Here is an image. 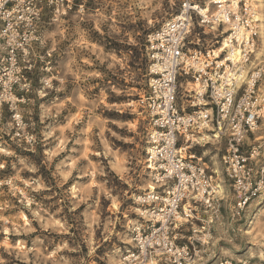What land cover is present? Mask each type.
Here are the masks:
<instances>
[{"label": "clouds", "instance_id": "1", "mask_svg": "<svg viewBox=\"0 0 264 264\" xmlns=\"http://www.w3.org/2000/svg\"><path fill=\"white\" fill-rule=\"evenodd\" d=\"M6 2L7 0H0V9L3 8ZM24 2L25 0H19L20 4ZM29 2L32 3L33 6L26 9V11L29 16L35 17L37 23L40 22L41 9L36 8L35 3H41L42 5L46 4L49 7L55 5V13L48 21V24L52 27V31L45 29L39 36L26 37V40H38L39 46H44L49 39L52 40L54 46L60 44L61 41L67 42L70 45L68 51L71 55V64L74 70L72 71V76H76V73H79V76L73 79L69 76L68 72L64 71L63 64H58L56 68H48L46 70L50 75L42 79L43 87L38 92L39 97L47 96L50 91L60 92L67 89L68 91H66L65 94L71 95V102L65 101L64 104H60L59 101H55L54 103L57 104L58 107L53 112L45 110L41 117V122L49 116L54 117L61 109L66 112V119L70 118L75 120L76 118L72 116L74 111L73 106L87 108L88 110L83 113L86 122L89 125H96L100 128L98 140L96 139L95 133L89 137L92 141L91 146L97 150V154L100 156L107 155L109 158L114 154H121L127 157L128 166L126 168L123 166L121 167L120 178L129 183L128 192L132 191L137 180L143 178V172L137 171L139 167L136 163L138 149H129L127 153H121L120 149H116L115 141L122 140L127 136L129 144H138L141 138V132L137 131L136 125L131 123H125L120 120H100L96 114V108L100 107V101L104 97H110L114 94L125 95L131 93L132 89L139 83L143 74L136 68L129 66L130 62L132 64L136 63V58L131 49L119 53L113 52L111 54L103 52L102 49L108 45L109 41H120L125 45H137L139 43L138 37L142 31L155 27L157 24L164 25L171 20L177 11H180L183 18L187 20V23L183 25L180 38L187 35L192 44L198 45L201 49L210 50L213 47L216 42L215 37L221 35L219 31L213 32V26L218 21L226 19V13L234 17L233 23L244 24L246 27L252 28L257 32L264 31V0H256L255 5H253L252 0H248L247 3H245L244 0H229L227 5H224L223 0H95L98 5L95 11L86 9L84 3H86L87 0H84V3L80 4L75 13L71 11L73 0H35V2L29 0ZM201 3L204 7L200 6ZM213 4L220 5L219 11L211 8ZM194 13L196 14L195 18H193ZM257 20L259 23H257ZM28 23L32 25L33 21L29 19ZM199 26H202L209 33V36L203 40L201 38V33L198 31ZM30 30H35V28ZM94 33H99V35L94 36ZM0 35H3V33H0ZM229 39L231 40L233 38L230 37ZM92 40H95L94 44L88 43V41ZM16 47H20V45H16ZM2 51L3 49L0 48V52ZM216 55H219V53L217 52ZM247 56L248 53L247 50H245V56L241 59V63L236 66L234 71L243 73L244 68L247 67V65L244 64V60L247 59ZM27 58L26 56L25 59ZM39 59L45 60L46 57L41 56ZM175 63L181 65L188 63L192 67H195L196 72L199 74L200 85L198 89H196L193 101L202 106L201 112L196 115L193 122L194 126L191 130V135H187L185 132L187 139H184V137H179V139L184 141L186 149L194 148L196 145H200L201 148L206 144L210 145V147L203 150V156L209 158V162L213 167L221 169L222 164L217 157L221 147L225 146L222 143L225 139L228 141L226 145L228 151L233 154L236 151L235 146L231 143L233 139L236 141L237 145L242 143L251 145L254 142L248 139L247 129L243 128L241 123L237 122L233 130L231 122L238 118L241 120L243 118L239 117V113L235 116L230 115L227 104L221 108V113L224 118L220 119V124L223 126V129H217L214 126L211 105L219 104L220 99L215 92H213L211 98H206L204 96V90L207 87V80H211L213 82V88H215V82L221 79L216 71L219 66L215 63V57L201 56L200 53L197 52L190 57H178ZM209 66H211L210 71L206 73L204 69L209 68ZM179 70L180 69H177V71ZM261 70L264 71V68ZM15 71H19V69H15ZM183 71L188 72L189 68L185 67ZM51 73H55V75H51ZM257 75L258 73L253 72V79L249 81V92L251 91V84ZM57 79L59 80L58 87L53 84V81ZM121 80L126 81V83H120ZM23 87L27 89L28 85L25 84ZM92 89H98L99 91L98 93L93 92ZM262 89H264V85H262ZM177 91L175 86L167 90L166 103L172 101V94ZM234 92L235 83L232 89L228 90L227 98L229 102L233 100L232 93ZM188 95H190V93L183 92L181 98ZM185 103H187V101H185ZM205 104L209 105V107L203 108ZM258 104L260 107L259 112L256 111V106H253L250 110L253 116H258L260 118L261 122L257 124L252 117H249L248 124L255 134L261 137L264 136V103L258 102ZM109 107L113 108L115 111H134L136 105H109ZM15 119L16 122L19 123V116ZM113 124L116 125L115 130L111 127ZM24 127L25 125L20 124L21 129ZM56 127L57 122H51V125H44V130L42 132L43 139L40 138V134H25L29 145L33 146L31 150L35 152V146L40 144L46 147L51 145L53 141L50 140L49 137L52 136ZM10 128L11 126H8V129L0 128V132L10 130ZM120 130L125 131L122 132ZM182 131H184L183 128ZM13 139L15 140V137ZM54 139L55 137H53V140ZM69 140L72 142L71 147L68 148L64 158L56 165V169L52 174L55 184L53 185L52 182L49 181L48 185H45L43 180L33 182L37 191L46 186L50 188L59 187L61 189L59 194L60 197L70 200L71 197L63 190V184L72 176L73 169L76 170L78 175L87 174L85 173L84 165L79 163L81 157L79 155L80 150L77 147V145H82L84 143V138L83 135L77 131L75 123H72L64 140L55 151L49 148L44 160L45 165H47L48 161L59 152L65 151ZM261 144L264 145V139H261ZM109 145H111V148ZM112 149H116L115 153ZM0 151H4L3 148H0ZM4 154L8 156L14 155L12 152H5ZM256 155H259V153L253 151V157ZM201 159H203V157H201ZM20 163L24 164V160H20ZM78 164L79 167H77ZM25 166L30 172H39V168L35 164H32L30 167L27 165ZM4 167L5 164L0 162V169ZM107 167L108 165L105 164L103 160L97 161L94 166L89 163L88 166L89 171H94L96 175L101 177H107V173L105 172V168ZM229 175H231V172ZM167 178L168 177H160V180H165ZM73 179L75 180L76 177H73ZM108 179H110V177ZM108 179H105L102 184L98 185L101 192L104 191V184L108 183ZM0 183H4V181H0ZM261 188H264V182H262ZM30 190L31 186L25 188L23 192H21L19 188L15 189L16 192H20V194L24 196L26 201V204H23L21 210L18 212L16 217L17 220L24 215L23 208L34 203L33 200L28 199L25 195V193ZM113 192L116 193L115 196H113ZM52 195L57 196V192L53 191ZM107 195L108 198L113 201V210H118V205L129 198L133 199L137 205H143L146 202L138 196L129 197L122 189L117 190L116 188H110ZM91 198L92 191L89 185L87 186L84 199L87 201ZM244 199L243 194L233 198L234 215L238 216L239 209L244 207ZM72 203L75 204L74 201ZM97 203V201L92 199V202L89 204V214L93 216L89 224V231H95L96 229L93 228V225H95L96 228L104 229L103 239H111V234L115 233V225L121 223V221L115 217V212H113V215L107 218V223L105 224L100 219L101 209L97 206ZM11 207L12 205L9 204L0 206V220L4 221V224L0 225V231H8V220H6L3 215V209ZM37 208L38 210L36 212H32V219L41 221L40 227L43 229L45 227L43 223L44 209L39 206H37ZM92 209H95L94 213H92ZM28 211L31 212L32 210L29 208ZM133 211H138V209L132 207L125 209V213H131ZM192 212L193 209L189 207L186 213L183 214L177 213L175 209H173L170 214H167L168 218L165 230L169 232V235L177 234L176 229L184 231L185 228H193V220L199 219L201 213L198 212L197 215L193 217ZM52 215H56V213L49 214L47 221L48 228L50 230L68 233L72 225H70L67 220H64V224L61 228L52 229L53 223L59 222H54L51 219ZM181 216H183V219ZM60 218L64 219L63 216ZM185 221H187V223H185ZM25 223L27 227L23 228V231H37L36 228L32 227V221H25ZM205 223L207 225L208 221H205ZM127 225L133 226L135 225V221H127ZM237 234L240 237L244 236L243 232H238ZM116 235L118 239L125 240L128 243L133 242L125 234L117 233ZM189 239L193 242L200 241L201 248L196 252L194 258L188 256L186 249H181L180 251L185 257V264H207V260L214 251L212 245L218 239H227V242L232 244L234 248L238 247V245L234 244L232 239L228 238L222 230H219L217 234L213 236L206 234L202 229L195 228L193 235L189 237ZM45 241H47V243H45ZM102 242L101 240L100 243ZM170 243L169 241L168 244H165L164 247L159 249L160 255L158 258L155 253H153L151 261L148 259L141 260V257L144 255V253H141V257H136L135 260L138 264H182L180 256L169 247ZM5 246L6 250L9 252V256L15 255L18 258L21 256V253H17L14 248L8 245L7 240H5ZM98 246L99 244L91 246L87 256L82 257L78 261V264H89L88 258L94 256L95 249ZM17 247L20 246L18 245ZM49 247L55 248V251L51 256H45L44 251ZM62 248L69 249L68 243L61 240L59 246H57L54 240L48 237L42 239L40 236H37L32 248L22 250V257L28 261V253L31 252L35 259L30 260L29 264H68V262L59 255ZM69 250L79 253V243H75ZM119 251V248L115 249V252L119 253ZM224 254L226 256L231 255L229 251H225ZM173 257H175V259H173ZM99 259L104 260L105 258L100 257ZM128 259L132 260L133 258L128 257ZM260 260L264 261V250L260 253ZM0 264H11V261L5 259L4 256L0 254ZM92 264H95V261H92ZM121 264H123V262H121ZM237 264H247V262L238 261Z\"/></svg>", "mask_w": 264, "mask_h": 264}, {"label": "built area", "instance_id": "2", "mask_svg": "<svg viewBox=\"0 0 264 264\" xmlns=\"http://www.w3.org/2000/svg\"><path fill=\"white\" fill-rule=\"evenodd\" d=\"M32 6L29 0H25L23 4H20L19 0H7L0 9V33H3L0 35V48L3 49L0 52V125L5 119L4 114L7 113L12 138L15 137L17 141L30 147L33 146L29 145L26 135L33 134L26 131L27 124L19 107L28 101L37 64L43 63L45 67L50 66L52 55L50 52L42 55V46H39L38 40H26V37L39 36L49 26L48 21L55 13V5L49 7L46 4L35 3V7L41 9L40 22L37 23L35 17L29 16L26 11ZM74 6L73 3L72 12ZM200 6L204 7L202 3ZM213 6L216 11H219L220 5L213 4ZM195 15L194 13L193 18ZM225 15L226 19L218 21L213 26V32L221 33L215 37V44H219V39L221 42L227 40L228 44L217 56L213 55L215 48L202 51L198 45H193L189 41L187 35L180 38L183 25L187 23L180 11L146 37L149 60L148 82L146 89L138 96L136 104L146 124V168L153 174L156 189L140 197L146 201L141 205L144 215L139 214L141 222L132 228L133 242L125 250L121 260L123 264H138L135 258L141 257V253H144L141 260L151 261L153 253L158 258L159 249L169 241L171 242L169 247L180 256L182 264H185V257L181 249H186L189 257H195L196 252L201 248L200 241L193 242L189 238L187 241H182L180 229H176L175 235H169V232L165 230L167 214H170L173 209L183 214L191 207L193 217L200 209L204 214L210 213L216 220L219 218L223 198L218 194L213 175L208 172V168L200 157L195 155L194 148L186 149L184 141L179 139V137L187 139V135H191L193 122L196 115L201 112L202 106L193 101L196 89L200 85L199 74L195 67L188 63L183 65L175 63L178 57H190L197 52L201 56L215 57V63L219 66L216 71L221 79L215 82V88H213V82L207 80V87L204 90L206 98H211L215 92L220 99L219 104L211 105L214 126L217 129H223L220 124V119L224 118L221 108L227 104L230 115L235 116L239 113V117L243 118L231 122L233 130L237 122L241 123V126L247 129L248 139L254 142L251 145L246 143L237 145L233 139L231 143L236 148L233 154L228 151L227 139L223 141L225 146L220 159L221 173L232 193V218L239 219L244 212L249 211L251 207L254 208L264 196V188H261L264 182V145L259 144L255 132L248 124L249 117H252L257 124L261 122L258 116H253L250 109L256 106V111L259 112L258 102L264 103V97L258 86L263 75L262 68H252V59L257 50L258 32L244 24L233 23L234 17L231 14ZM29 19L33 21L32 25H29ZM32 28L35 30H30ZM198 28L202 29V33L206 32L202 26ZM230 37L233 39L230 40ZM189 46H192V50ZM235 48L239 51L237 58L234 57ZM245 50L248 53L247 59L244 60L247 67L244 68L243 73L234 71L245 56ZM26 56L27 59H25ZM41 56L46 59H39ZM185 67L189 68L188 72L183 71ZM210 68L211 66L204 71L207 73ZM177 69L180 70L177 71ZM253 72L258 75L253 80L249 92V81L253 79ZM234 83L233 100L229 102L228 90L232 89ZM25 84L28 85L27 89L23 87ZM189 84L191 87L187 88ZM173 86L178 91L172 94V101L166 103L167 90ZM183 92H188L190 95L181 98ZM208 107L207 104L203 106V108ZM17 116L20 118L19 123L15 119ZM20 124L25 127L21 129ZM253 151L259 155L253 157ZM230 172L231 175H229ZM160 177L168 178L160 180ZM6 185L5 181L0 183V187ZM241 194L245 198L244 207L239 209V214L236 216L233 198ZM181 218L183 219V216ZM195 221L200 222V229L210 235L212 220L207 225L203 219L199 218ZM128 257L133 259L129 260ZM218 264L235 263L232 260H222Z\"/></svg>", "mask_w": 264, "mask_h": 264}, {"label": "rangeland", "instance_id": "3", "mask_svg": "<svg viewBox=\"0 0 264 264\" xmlns=\"http://www.w3.org/2000/svg\"><path fill=\"white\" fill-rule=\"evenodd\" d=\"M73 3L75 4L73 13H75L80 4L84 3V0H73ZM84 7L91 11H95L98 5L95 0H87V2L84 3ZM212 9H215L213 5ZM160 26V24H157L155 27L142 31L138 37L139 43L137 45H125L120 41H109L108 45L102 49L103 52L109 54L113 52H124L131 49L136 58V63L132 64L130 62L129 66L136 68L143 74L139 83L132 89L131 93L125 95L114 94L110 97H104L100 101V107L96 108V114L100 120H120L125 123H131L136 125L137 131L141 132V138L138 144H129L127 136L122 140L115 141L116 149H120L121 153H127L129 149H138L136 163L139 167L137 171L143 172V178L136 181L135 187L131 192H128L129 183L120 178L121 167L123 166L126 168L128 166L127 157L121 154H114L110 158L107 155L100 156L97 154V150L91 146L92 141L89 137L95 133L96 139L98 140L100 128L96 125H89L86 122L83 113L88 110L87 108H80L74 105L72 116L76 118L75 120L70 118L66 119L67 114L61 109L54 117L49 116L41 122V117L45 110L50 112L56 110L58 105L54 103L55 101H59L60 104H64L65 101L71 102V95L65 94V92L68 91L67 89L60 92L50 91L47 96L39 97L38 92L43 87L42 79L50 75L46 70L48 68H56L58 64H63L64 71L68 72L69 76L73 79L79 76V73H76V76H72V71L74 70L71 64V55L68 51L70 45L67 42L61 41L60 44L54 46L52 40L49 39L46 41L45 45L42 46V55H45L46 52H50L52 55L51 65L45 67L43 63L37 64L32 79V90L28 95V101L21 105L19 109L27 124L26 131L33 135L40 134L41 139H43L42 132L44 130V125H51V122H57L56 130L53 131L52 136L49 137L53 142L47 147L43 144L37 145L35 146L36 151L33 152L31 150L32 147L12 138L11 128L10 130L0 132V148L4 150L0 152V162L5 164V167L0 169V181H5L7 183L6 186L0 187V206L5 204L12 205L11 208L3 209V215L5 219L8 220V231H0V254H2L5 259L10 260L11 264H29L30 260L35 259L31 252L28 253V261L23 259L22 250L32 248L37 236H40L42 239L48 237L54 240L57 246H59L60 241L63 240L65 243H68L69 249H71L75 243H79V253L70 251L69 249H61L59 255L62 256L68 264H78V261L82 257L87 256L90 247L97 244H99V246L96 247L94 256L88 258L89 264H92V261H95V264H121L125 250H127L132 243L118 239L116 234H125L131 240L133 226L135 227L141 222V217L139 216L141 213L139 210H141L142 207L141 205H137L133 199L129 198L118 205V210H113V201L108 198L107 192L110 188H116L117 190L122 189L129 197H141L148 191H152L149 189L150 187L154 186L156 189L153 182V174L146 168V124L143 120V115L137 107L136 101L138 96L146 89L148 82L147 68L149 66V60L146 51V37ZM45 29L52 31L50 25ZM198 31L201 33L202 40L209 36L207 31L202 33V29L199 28ZM97 35H99V33H94V36ZM220 42L221 39H219V44L216 45L214 43L211 48H215V54L218 52L217 48ZM88 43L94 44L95 40L88 41ZM189 49L192 50V46H189ZM204 50L208 49H202V51ZM257 50H260V58H256L255 52L252 59V68H264V31L258 32ZM51 75H55V73H51ZM120 83L123 84L126 83V81L121 80ZM53 84L58 87L59 80H54ZM262 85H264V71L258 83L260 92L264 97ZM92 91L98 93L99 90L92 89ZM125 104H135L136 108L134 111H115L113 108L109 107V105ZM4 118L0 128L8 129V126H11V124L7 113L4 114ZM72 123H75L77 131L80 132L84 138V143L82 145H77V147L80 150L79 155L81 157L79 163L84 165V170L87 174L78 175L76 170L73 169L72 176L63 184V190L71 197V199L68 200L60 197L59 194L61 189L59 187L50 188L46 186L37 191L33 182L43 180L45 185H48L49 181H51L53 185L55 184L52 174L56 169V165L64 158L68 148L71 147V140L68 141L65 151L59 152L48 161L47 165H45L44 160L49 148L55 151V149L60 146L67 135V131L70 130ZM111 127L114 130L116 129L115 124L111 125ZM120 131L123 132L125 130ZM53 137H55L54 140ZM255 137L259 144L262 145L261 139H264V136L258 137L255 134ZM222 143L224 144V142ZM109 147L111 148V145H109ZM208 147H210L208 144L204 145L203 148H201V146H195L193 150L195 155L200 157V159L203 157L201 161L205 163L208 172L213 175L214 184L219 186V191L221 193L219 196L222 197L223 200L217 220L214 219L210 213L204 214L200 209H198L197 212L201 213L200 219L204 221H207L209 216L212 218L210 235L214 236L219 230H222L228 238L232 239L234 244L238 245V247L234 248L232 244L227 242V239L216 240L212 245L214 251L207 260V264H217L222 260H232L235 264H237L238 261H246L248 264H264V261L260 260V253L264 250V196L254 208L244 212L239 219H233L231 216V189L225 181L221 169H218L219 173L215 174L214 170H217V168L212 166L208 157L203 156V150ZM116 149H112V151L115 153ZM223 150L224 147H221L217 157L219 161ZM5 152H12L14 155L8 156L4 154ZM20 160H24V164H21ZM100 160H103V162L108 165V167L105 168L107 177H101L96 175L94 171H89V163L94 166L95 163ZM32 164H35L39 168V172L33 173L28 171L25 165L30 167ZM77 167H79V164ZM73 177H76V179L74 180ZM109 177L110 179H108ZM105 179H108V183L104 184V191L101 192L98 185L102 184ZM89 185L91 186L92 198L86 201L84 197L87 192V186ZM29 186H31V190L26 192L25 195L28 199L33 200L34 203L24 207V215L17 220L16 217L18 212L21 210V206L26 204V201L24 196H22L20 192H16L15 189L19 188L21 192H23L24 189ZM53 191L57 192V196L52 195ZM112 194L113 196L116 195L115 192ZM92 199L98 202L97 206L101 209V221L106 224L107 218L113 215V212H115V217L121 221V223L115 225V233L111 234V239H103L104 229L96 228L95 225H93V228L96 230L89 231V224L93 218V216L89 214V204L92 202ZM73 201L75 204L72 203ZM37 206L44 209L43 223L45 227L43 229L40 227L41 221L32 219V212L38 210ZM129 207L137 208L138 211L125 213V209ZM29 208L32 210L31 212L28 211ZM91 211L94 213L95 209ZM52 213H56V215H52L51 219L54 222L59 221L58 223H53L52 229L61 228L64 224V220H67L68 223L72 225L68 233L50 230L48 228V216ZM61 216H63L64 219H61ZM25 221H32V227L36 228L37 231H23L22 229L27 227ZM127 221H135V225L128 226ZM3 224L4 221L0 220V225ZM193 225V228H185L184 231H180L179 234L180 237H182V241H187V239L193 235L195 228L200 229L201 227V223L195 220H193ZM238 232H243L244 236L240 237L237 234ZM5 240H7L8 245L14 248L17 253H21L19 258L15 255L9 256V252L6 250ZM101 240L103 241L102 243H100ZM45 243H47V241H45ZM18 245L20 247H17ZM116 248L120 249L119 253L115 252ZM54 251L55 248L49 247L44 251V255L51 256ZM225 251H229L231 255L226 256L224 254ZM100 257H104L105 259L100 260Z\"/></svg>", "mask_w": 264, "mask_h": 264}, {"label": "bare ground", "instance_id": "4", "mask_svg": "<svg viewBox=\"0 0 264 264\" xmlns=\"http://www.w3.org/2000/svg\"><path fill=\"white\" fill-rule=\"evenodd\" d=\"M246 1V3L248 2V0H244V2ZM223 2L224 3H227V2H229V0H223ZM252 3H253V5H255V3H256V0H252ZM211 8H212V5H211ZM257 23H259V21L257 20ZM215 28V27H214ZM228 46V44H227V40H222V42L220 43V45L218 46V48H217V51L219 52V54L221 53V52H223V50L226 48ZM238 54H239V51H237V49L235 48L234 49V57H238ZM213 55L214 56H217L216 54H215V50H214V52H213ZM256 58L257 59H259L260 58V50H257L256 51ZM191 87V85L189 84L188 86H187V88H190ZM0 152H3V151H0ZM214 172H215V174L216 173H219V171H218V169L217 170H214ZM218 187V194L220 195L221 193H220V188H219V186H217ZM150 190H154L155 189V187L153 186V187H150L149 188ZM254 207V206H253ZM252 209V207L250 208V210ZM140 211V213L142 214L143 212L141 211V210H139ZM143 215H144V213H143ZM144 218H146V217H144ZM212 220V218L209 216L208 217V220L207 221H211ZM134 227V226H133ZM132 232H133V229H132ZM24 248V247H23ZM219 263V262H218ZM217 263V264H218Z\"/></svg>", "mask_w": 264, "mask_h": 264}]
</instances>
